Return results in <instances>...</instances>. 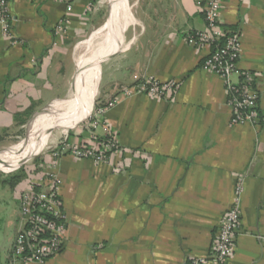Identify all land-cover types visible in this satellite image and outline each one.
<instances>
[{
	"label": "crops",
	"instance_id": "obj_1",
	"mask_svg": "<svg viewBox=\"0 0 264 264\" xmlns=\"http://www.w3.org/2000/svg\"><path fill=\"white\" fill-rule=\"evenodd\" d=\"M106 1L107 21L105 0H8L15 42L0 26V142L29 123L17 113L45 108L66 89L73 71L67 46L101 24L93 43L113 26L100 36L96 86L101 101L118 95L105 116L119 149L98 165L68 154L55 160L64 244L34 264H189L198 257L220 264L212 247L238 184L240 225L227 264H264V123L230 122L221 78L200 66L208 48L185 41L205 28L198 0H132L131 7L127 0L119 15L121 0ZM223 1L221 22L240 31L238 68L255 75L264 116V0ZM61 19L64 31H57ZM150 78L176 86L163 98L122 94ZM68 140L89 144V132L71 125ZM14 198V219L0 203V264H9L21 226Z\"/></svg>",
	"mask_w": 264,
	"mask_h": 264
},
{
	"label": "built area",
	"instance_id": "obj_2",
	"mask_svg": "<svg viewBox=\"0 0 264 264\" xmlns=\"http://www.w3.org/2000/svg\"><path fill=\"white\" fill-rule=\"evenodd\" d=\"M223 3V0H198L197 6L204 17L205 28L187 33L185 41L193 47L208 48L201 68L221 78L231 110L230 122L264 123V116L258 110V94L253 85L255 75L249 70L238 68L240 31L226 28L221 22ZM10 20L8 0H0V26L4 36L15 42L11 34ZM56 30L64 31L63 19L59 20ZM175 85L173 81L142 79L125 88L122 94L142 92L151 97L163 98ZM117 98L115 96L104 101L97 98L86 118L78 123V126L89 132V144L71 143L65 133L38 164H33L25 181L15 188L21 226L13 240L9 264L41 263L62 250L65 213L58 192L55 160L63 154H69L77 159H91L98 165L105 162L112 152L117 151L119 144L116 134L105 116ZM98 130L101 132L97 133ZM240 190L241 186L238 184L235 190L237 196L231 207L223 212L217 226L212 260L220 264H227L233 254L234 237L240 225ZM205 261V258L198 257L189 264H202Z\"/></svg>",
	"mask_w": 264,
	"mask_h": 264
},
{
	"label": "rangeland",
	"instance_id": "obj_3",
	"mask_svg": "<svg viewBox=\"0 0 264 264\" xmlns=\"http://www.w3.org/2000/svg\"><path fill=\"white\" fill-rule=\"evenodd\" d=\"M128 3H129V6L131 7L132 0H128ZM104 5L107 6L106 10H105L106 11V13H105L106 20L105 21H107L108 16H109V8H108L109 5H107V1L106 0H105ZM125 11L126 10H124L123 12H125ZM99 26H101V24L96 26L95 28H92L82 40H80L78 42H73V43H71V44H69L67 46L66 50L70 54L71 60L73 58V61H72V68H73L72 70L73 71H72V73H70V75L68 76V78L66 80V85H67L66 89L64 88V90L62 89L60 91V95L61 96L58 97L59 99L51 100L45 106V108H43L44 106H40V108H38L36 110H33L34 112H32L31 115L34 118L31 121L32 123L30 122L32 125H31L30 130L27 133V135H26V132H27L28 124H25V126L20 131H17L18 134H16V136L4 138V140L0 142V149H3V148L4 149H9V148H13V147H16V146H22V145L26 144L29 140L33 139L35 134L38 131V127H39L38 123H40V121L46 120L51 115L53 109L55 107H57L60 103L65 102L72 95H76L78 93L77 89H74V86H75L76 81L83 75V73L85 71V67H86V63H85L84 59L82 58L81 54H79L80 45L85 39L89 38L91 32L94 31L95 29H97ZM129 32H130V26L128 27V29L125 32L123 43H126L128 35H129L128 34ZM101 45H102V39H100V37H98L92 43V47L96 51H98V49H99V47H101ZM97 60L98 59L96 58L95 59V65H96L95 75L92 74V78L94 76V86L91 89V91L88 93V95L85 97V99L83 101H81L80 103L76 104L77 106L73 110L68 111L63 116H61L56 121V123L48 130V132L42 137V139L40 140V142L37 145V147L35 149H33L31 151V153L23 161L15 162V163H21V165L17 169L9 171V168H7L6 166H0V178H3L5 176L9 175L11 172H15L16 170H19L21 167L30 166V168H32L34 163L38 164V160L39 159L42 160L44 158L45 154L48 152V150H50L61 139V137L64 136V135H62L63 132H58L60 126L61 127H65V128L67 127V131L65 133L68 134V130L71 127L72 122L75 121L77 118H79V117H77L78 114L82 110H84V108H86L89 104H91V102H93L92 106L96 103V100H97V98L99 96L98 95V86H96V77H97V74H98ZM73 62L75 63V69L73 67ZM91 83H92V79H91ZM91 83L89 84L88 88L90 87ZM98 84H99V82H98ZM88 88H87V90H88ZM120 90H122V89H120ZM114 97L115 96L113 95L112 97H109L108 99H112ZM98 100L101 101V99H99V98H98ZM105 100H107V99H105ZM37 110H38V112L36 113L35 111H37ZM31 115L28 118H30ZM35 124H36V126H35ZM37 125H38V127H37ZM34 126H35V128L33 130V133L29 137V133H30L32 127H34ZM98 131H100V130H98ZM37 164H35V165L38 166ZM30 168H28V169H30ZM24 181H25V179L23 181H21L16 186V189ZM15 191H16L15 188L12 189V188H10L8 186H5V187L3 186L2 187L0 185V203H1V206H2V208L13 212V216H12L13 219H14V216L16 214L14 212V209L16 211V200L14 198ZM17 210H18V206H17ZM2 220H3V217H1V219H0V231H2L4 229L3 225L1 223Z\"/></svg>",
	"mask_w": 264,
	"mask_h": 264
},
{
	"label": "bare ground",
	"instance_id": "obj_4",
	"mask_svg": "<svg viewBox=\"0 0 264 264\" xmlns=\"http://www.w3.org/2000/svg\"><path fill=\"white\" fill-rule=\"evenodd\" d=\"M126 1L127 0H121V9L119 10L117 15L122 13L124 10H127ZM117 15L109 22V24L106 26V28L113 25ZM112 27H111V29H112ZM101 30L102 29H98V30L94 31L89 36V38L85 39L80 45L79 54H81L82 58L84 59V61L86 63V67H85V71H84L83 75L76 81L75 86H74V89H77L78 93L76 95H72L65 102H62L57 107H55L53 109L51 115L46 120L40 121L38 131L35 134L33 139L29 140L26 144H24L22 146H16V147L9 148V149H4V148L0 149V162H2L3 160H6L4 158L8 157V156L24 160L31 153V151L37 147V145L39 144L42 137L56 123V121L61 116H63L66 112L73 110L77 106L76 104L80 103L81 101H83L85 99V97L88 95V93L91 91V89L94 86V76L92 78V74L95 75V72H96L95 57H97L100 54L99 49H98V51H96L92 47V40L96 35H99ZM110 30H108L107 32H109ZM107 32L103 33L102 35H105ZM102 35H100V36H102ZM100 36H98V37H100ZM91 79H92V83H91ZM90 83H91V85L88 88ZM87 88H88V90H87ZM91 107H92V104H91ZM91 107H90V109H91ZM90 109L86 110L85 114L83 116H81V117L77 118L75 121H73L72 127H74L80 121L85 119L86 116L89 114ZM35 126H36V124H35ZM35 126L32 127V129L29 133V137L32 135ZM12 163H15V162H12Z\"/></svg>",
	"mask_w": 264,
	"mask_h": 264
},
{
	"label": "trees",
	"instance_id": "obj_5",
	"mask_svg": "<svg viewBox=\"0 0 264 264\" xmlns=\"http://www.w3.org/2000/svg\"><path fill=\"white\" fill-rule=\"evenodd\" d=\"M202 63V61H201ZM201 63H200V66H201ZM176 86V85H175ZM87 110V109H86ZM86 110H82L77 117H81L85 114V111ZM33 112V108L32 106H30L29 108L25 109L24 111L20 112V113H17L16 114V117L17 119L20 121L21 124H24L27 120V118L32 114ZM23 116L25 117L26 116V119L23 118ZM34 117H31V118H28L30 119L29 123H28V127H27V132H26V135L27 133L29 132L30 130V127H31V121L33 120ZM31 122V123H30ZM37 122V121H36ZM110 154V153H109ZM109 156V155H108ZM107 156V157H108ZM4 159L6 160H3L2 162H0V166H6L7 168H9V171L11 170H14L16 168H18L21 163H12V162H21L23 161L22 159H17V158H14V157H11V156H8V157H5ZM41 160V159H39ZM38 160V161H39ZM29 170L27 168V166L25 167H21L19 170H16L15 172H11L9 175L3 177V178H0V185L3 187L5 186H8L12 189L16 188V186L21 182L23 181L24 179L27 178V176L29 175ZM61 252V251H60Z\"/></svg>",
	"mask_w": 264,
	"mask_h": 264
},
{
	"label": "water",
	"instance_id": "obj_6",
	"mask_svg": "<svg viewBox=\"0 0 264 264\" xmlns=\"http://www.w3.org/2000/svg\"><path fill=\"white\" fill-rule=\"evenodd\" d=\"M110 8V7H109ZM109 17H110V9H109V16H108V19H109ZM17 169V168H16ZM15 170V169H14Z\"/></svg>",
	"mask_w": 264,
	"mask_h": 264
}]
</instances>
